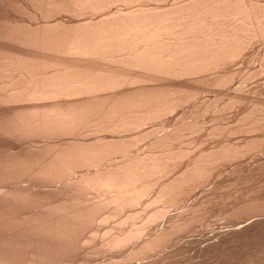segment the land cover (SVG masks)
I'll return each instance as SVG.
<instances>
[{
    "label": "bare ground",
    "instance_id": "1",
    "mask_svg": "<svg viewBox=\"0 0 264 264\" xmlns=\"http://www.w3.org/2000/svg\"><path fill=\"white\" fill-rule=\"evenodd\" d=\"M16 2L41 22H7V15L0 22V264H68L85 248L104 257L89 264H172L191 249V241L176 240L197 232L202 218L188 214L194 204L185 197L208 186L218 166L258 149L248 138L192 156L182 144L199 133H251L264 123V102L250 99L241 125L220 124L245 100L242 84L229 87L238 74L229 68L255 59L246 52L264 41V0ZM61 14L84 20H48ZM257 58L260 71L246 83L264 72V50ZM228 87L234 93L219 101ZM210 88L220 97L204 102ZM209 110L219 123L207 128L201 117ZM253 197L225 212L248 219L222 234H199L206 238H198L201 258L263 232L264 214L257 213L264 197ZM114 253L124 257L115 261Z\"/></svg>",
    "mask_w": 264,
    "mask_h": 264
},
{
    "label": "rangeland",
    "instance_id": "2",
    "mask_svg": "<svg viewBox=\"0 0 264 264\" xmlns=\"http://www.w3.org/2000/svg\"><path fill=\"white\" fill-rule=\"evenodd\" d=\"M9 0H6V2H8ZM11 2H13L14 3V0H10ZM172 1H174V0H172ZM171 0H170V2L169 3H171L172 2ZM4 0H0V22H1V20H4L5 19V17H6V19H7V16H8V19L6 20L7 22L8 21H12V20H14V21H18V23H20V21H21V23H26V24H31V25H36L39 21L41 22V20H39V19H35V18H33V14H32V12H30V10H28V13H27V11L26 10H24L22 7H20V5H18L17 4V2H16V0H15V2H16V4H10V2L9 3H6ZM7 4V5H6ZM8 4H10V5H8ZM32 15H31V14ZM7 15V16H6ZM31 15V16H30ZM3 16H4V18H3ZM66 16V17H65ZM68 15H56L55 17L53 16V17H50V19H48L49 21H51L52 23H54V21L55 20H57L58 21V19L59 20H62V21H65V22H80V21H83L84 19H81V18H74V17H72V16H68ZM9 17L11 18V17H13L12 19H9ZM54 18H55V20H54ZM83 18V17H82ZM67 19V20H66ZM78 19V20H77ZM4 20V21H5ZM39 20V21H38ZM39 22V23H40ZM50 22V23H51ZM56 22V21H55ZM2 23H4L3 21H2ZM260 42H261V44H260ZM263 43V44H262ZM258 44V45H257ZM2 45V44H1ZM0 45V46H1ZM3 45L5 46V47H8V48H12V49H16V48H18L16 45H14V44H11V43H3ZM254 45V46H253ZM263 46H264V41L262 40H260V41H256L255 43H253L252 45H251V47L247 50L248 52H246V53H249V55L251 54V56H252V53H253V57H254V55L255 54H257V55H259V53H261V51H263L264 50V48H263ZM261 47V48H260ZM258 49V50H257ZM246 53H245V56H246ZM249 55H247V59H248V56ZM257 55H255L256 57H257ZM256 57H254L255 59H256ZM244 58V59H243ZM243 58H241L242 59V61H241V59L238 61H236V62H234L235 63V65L234 66H229L230 68V70H231V72L232 73H234V72H236V71H238V72H236V74H237V77L236 76H233V77H236L235 79H233V81H231V83L233 82L234 83V85L233 84H231V85H229V87L230 86H232V87H240L239 85H241L242 84V86L244 87V86H246V87H244L246 90H243V87L241 88V90L240 89H237L239 92L241 91H243V93H244V91H245V93H244V97L248 94V96L251 94L252 96H254L253 95V93L255 92V93H257L258 95H259V97L257 96V97H255L257 94H255V96L254 97H249V98H247V97H243V93H241V95H242V97H243V99H245V100H243L242 102H239L234 108H232V109H230V110H228V111H226L225 112V114H224V116H223V118L220 120V124L222 125H229L230 124V126L229 127H237V126H239V125H241L242 124V122H241V119L244 117V115L247 113V111L248 110H250V106H251V101H255V100H257V101H262V102H264V72L260 75V74H258V76H256L255 78L253 77V79L251 80V81H248L247 80V82L248 83H246V81H244V78L246 77V75L247 74H250V73H252V72H257V71H260L259 69H260V67H261V62L260 61H258V58L256 59V61H255V59L251 62V63H249L248 62V60L246 61L245 60V58L246 57H243ZM244 60L246 61V62H244ZM233 63V64H234ZM257 63V64H256ZM232 64V65H233ZM236 64H238V65H236ZM242 64V65H241ZM255 64V65H254ZM233 67H235V69L236 70H234V72H233ZM238 69H237V68ZM256 68V69H255ZM258 69V70H257ZM251 72H250V71ZM243 72V73H242ZM246 72V73H245ZM244 74H245V76H244ZM263 75V76H262ZM244 76V77H243ZM242 77V78H241ZM261 78V79H260ZM254 80V81H253ZM243 81H244V83H243ZM239 82V83H238ZM242 82V83H241ZM246 83V84H245ZM239 84V85H238ZM255 86H254V85ZM227 88V89H225L226 91H228L230 88ZM248 88H250V89H248ZM212 89V90H211ZM214 88H210V89H208V90H206V91H209L210 90V92H206V94H202L201 96H200V98L202 97H204V99H205V101L204 102H206L207 100L208 101H214L215 99V95H218L219 94V91H217V89H215V90H213ZM236 89V88H235ZM235 89H233V88H231V91L233 92ZM256 89V90H255ZM225 90H223L222 92L225 94ZM260 90V91H259ZM231 91H228V92H226V95H221V98L219 99V95L216 97L217 99H219V101L220 100H222V96H228L227 94H229V92H231ZM248 91H249V93H248ZM218 92V93H217ZM212 93V94H211ZM217 93V94H216ZM234 93V92H233ZM261 93V94H260ZM206 95V96H205ZM212 95V96H211ZM230 95H232V94H230ZM213 97V98H212ZM225 97V98H226ZM228 97H230V96H228ZM263 97V98H262ZM201 98V99H202ZM208 98V99H207ZM252 98H255L254 100H252ZM229 99V98H228ZM246 99L248 100V101H246ZM250 99H251V101H250ZM224 100V102H227L228 100L227 99H223ZM202 101V100H201ZM250 101V102H249ZM221 102H223V101H221ZM249 102V103H248ZM243 103V104H242ZM251 103V104H250ZM250 105V106H249ZM238 108V109H237ZM243 108V109H242ZM234 110V111H233ZM232 111V112H231ZM213 112V113H212ZM215 112H214V110L212 111H208V113L205 115H203L202 117H201V121H203V122H205V126L207 127V128H209V127H211L212 125L214 126L215 124H217V122L219 123V120L217 121V122H214L213 121V119L212 118H215L216 116H214L215 114H214ZM209 114V115H208ZM217 115V114H216ZM227 115V116H226ZM234 115H236V116H234ZM207 116V117H206ZM214 116V117H213ZM238 116V117H237ZM209 117V118H208ZM226 117V118H225ZM205 119V120H204ZM207 119V120H206ZM238 119H240V120H238ZM210 120V121H209ZM207 121V122H206ZM212 121V122H211ZM231 122V123H230ZM234 122V123H233ZM241 122V123H240ZM238 123V124H237ZM240 123V124H239ZM244 124H246V122H243ZM264 124V123H263ZM259 125L258 127L259 128H257V131L255 130L254 132H251V133H248V132H246L245 130H241V131H239V132H237V133H234V134H221L223 137H221V135L219 136V138H217V137H214V138H208V137H206L205 136V134L204 133H199V135L198 134H196V135H194L195 137H193V136H191L190 138H187V139H185V143L187 144V145H185V143H183L182 145L184 146V147H190V152L192 151V154H190V155H192V156H194L196 153H198V151H201V150H203V149H213V148H216V147H218V144L220 143V145H222L223 143L222 142H224V144L225 143H227V142H229V143H231V144H239V143H243L244 141H246V139H248L249 138V141H253V142H251V144L252 145H254L256 148H258V149H256V152L255 153H253V154H251V155H248V156H245V158L246 159H244V157L243 158H240V159H237V160H233V161H229V162H226V163H223L222 165H220V166H218L216 169H214L213 171V173H212V181H210V182H208V186L205 184V185H203L202 187H200L198 190L196 189L195 191H193V193H191V194H189L187 197H185V199H186V201L188 200V202H189V205L190 204H194L193 206H191L190 207V210L191 211H189L188 212V214L190 213V215H194V213H195V215L196 214H198V216H201L202 215V218H200V222H199V220L197 221V223H195L194 225H196V226H194L196 229H198V231L197 232H189V233H186L184 236L185 237H183V238H181V239H177L176 241L177 242H175V245H176V243H178V245L180 244V243H182L183 241H185V240H188V241H191L192 243H194L193 242V240H192V238L193 239H195L196 238V236H197V238L196 239H198L199 237H204V236H199V234H202V235H204L205 233V236H206V238H207V235H208V237H209V235L210 236H212L214 233L213 232H215L216 234H222L221 233V231L223 232H225L226 231V229L228 230V229H230L231 227H229V225L230 226H233V224L234 223H238L239 221L241 222V221H245L246 219H248V217H250L251 216V214L250 215H247L246 217L244 216V215H246V213L245 212H241V214H244L243 215V217H244V219H243V217H241V216H236V217H230L231 215H228L229 213L227 212V214L225 213L226 212V209L228 208V209H230V207L232 206V207H234V206H236V204H238V205H240L242 202H244V201H246L247 199H251V196L254 198V199H257V198H255V197H258V199H260L261 197H264V172L262 171V169H264V162H263V160H264V139H262V138H264V125ZM263 128H262V127ZM261 127V128H260ZM245 132V133H244ZM259 132V133H258ZM253 133V134H252ZM255 133V134H254ZM239 134V135H238ZM204 135V136H203ZM253 135V136H252ZM240 136V137H239ZM249 136V137H248ZM229 139H227V138ZM197 140H196V139ZM216 138V139H215ZM223 138V139H222ZM245 140H244V139ZM189 139V140H188ZM205 139H206V142H205ZM226 139V140H225ZM251 139V140H250ZM150 140V139H149ZM202 140V141H201ZM193 141V142H192ZM200 141H201V143H200ZM217 141V142H216ZM219 141V142H218ZM231 141V142H230ZM235 141H236V143H235ZM243 141V142H242ZM259 141V142H258ZM199 142V143H198ZM204 142H205V144H204ZM234 142V143H233ZM222 143V144H221ZM189 144V145H188ZM199 144V145H198ZM261 144V145H260ZM192 146V147H191ZM195 146V147H194ZM214 146V147H213ZM202 147V148H201ZM212 147V148H211ZM196 149V150H195ZM199 149V150H198ZM261 151H260V150ZM192 156H190V158L192 157ZM261 158H260V157ZM252 159V160H251ZM256 159V160H255ZM247 160V161H246ZM186 161H187V159H185V161H182V164H181V166H179V168H178V170L177 171H179V170H181V168H182V166L186 163ZM245 163H244V162ZM232 162V163H231ZM239 162H240V164H239ZM261 162V163H260ZM230 163V164H229ZM254 163V164H253ZM239 164V165H238ZM249 164V165H248ZM259 164L260 165H263V168L261 169V171H257V172H254L255 173V175H254V173H253V175H251V173H249V174H247L248 173V171H250V170H255L258 166H259ZM222 166V167H221ZM233 166V167H232ZM244 166V167H243ZM247 168H246V167ZM253 166H254V168H253ZM249 167V168H248ZM233 168H234V170H233ZM241 168V169H240ZM221 171H220V170ZM250 169V170H249ZM223 170V171H222ZM231 170V171H230ZM235 171V172H234ZM239 171V172H238ZM245 171V172H244ZM220 172H221V174H220ZM224 172V173H223ZM231 174H230V173ZM244 173V174H243ZM246 173V174H245ZM230 175V176H229ZM236 175V176H235ZM235 176V177H234ZM251 176V177H250ZM254 176V177H253ZM230 178V179H229ZM233 178V179H232ZM255 178V179H254ZM257 178V179H256ZM225 179V180H224ZM237 179V180H236ZM252 179V180H251ZM229 180H231V181H229ZM254 180V181H253ZM257 180V181H256ZM234 181V182H233ZM235 181H237L236 183H235ZM229 182V183H228ZM252 182V183H251ZM257 182V183H256ZM210 183V184H209ZM212 183V184H211ZM215 183V184H214ZM220 184V185H219ZM205 186H206V188H205ZM235 186V187H234ZM247 187H248V189H247ZM261 188V189H260ZM203 190V191H205V193L203 194L202 192L203 191H201V190ZM210 189V190H209ZM244 189H245V191H244ZM256 189V190H255ZM207 190H208V192H207ZM251 190V191H250ZM196 191H197V193H196ZM250 191V192H249ZM261 191V192H260ZM211 192V193H210ZM218 194H217V193ZM223 192V193H222ZM229 192V193H228ZM246 192V193H245ZM207 193H208V195H207ZM210 193V194H209ZM258 193H259V195H258ZM197 194V195H196ZM203 195V196H202ZM235 195V196H234ZM204 196L207 198H205L206 200H204ZM209 196H211V197H209ZM219 196H222V198L221 197H219ZM230 196V197H229ZM237 196V197H236ZM239 196V197H238ZM250 196V197H249ZM261 196V197H260ZM191 197V198H190ZM213 197V198H212ZM219 197V198H218ZM245 197V198H244ZM200 198V199H199ZM203 198V199H202ZM225 198V199H224ZM243 198V199H242ZM252 198V199H253ZM216 199V200H215ZM222 199V200H221ZM233 199V200H232ZM261 199H263V198H261ZM196 200H198V201H196ZM202 200V201H201ZM242 200V201H241ZM227 201V202H226ZM188 202H187V204H188ZM213 202V203H212ZM230 202H231V204H230ZM233 202H235V203H233ZM247 202V201H246ZM207 205H205V204ZM226 203V204H225ZM262 203V202H261ZM229 204V205H228ZM234 204V205H233ZM196 205H198V207L196 206ZM212 205V206H211ZM242 205V204H241ZM203 206V207H202ZM206 206V207H205ZM181 207V206H180ZM194 207V211H196V212H194V211H192V208ZM223 207H225V208H223ZM231 207V208H232ZM200 210H199V209ZM219 208V209H218ZM177 208H175V210H176ZM203 209L206 211V212H204L203 211ZM217 209V210H216ZM225 211H224V210ZM178 210H181V209H178ZM198 210V211H197ZM202 210V211H201ZM221 210L223 211V212H221ZM177 211V210H176ZM175 211V212H176ZM217 211H218V213H217ZM198 212V213H197ZM213 212V213H212ZM264 212V211H263ZM263 212H259V213H257V214H261V215H263L264 213ZM203 213V214H202ZM212 213V214H211ZM223 213H224V215H223ZM201 214V215H200ZM220 216H219V215ZM195 215H194V217H195ZM204 215V216H203ZM210 215H212V216H210ZM215 215V216H214ZM217 216V217H216ZM196 217H197V215H196ZM226 217V218H225ZM213 218V219H212ZM227 219V220H226ZM241 219V220H240ZM168 219L166 218L165 220H163V221H161L160 223H159V225H161V223H162V225L167 221ZM202 220H203V222H202ZM216 220V221H215ZM226 220V221H225ZM236 220H239V221H236ZM210 221V222H209ZM214 221V222H213ZM232 221V222H231ZM234 221V222H233ZM209 222V223H208ZM228 222V223H227ZM218 223V224H217ZM225 223V224H224ZM227 223V224H226ZM211 226H210V225ZM224 224V225H223ZM161 225V226H162ZM203 225V226H202ZM204 225H206V226H204ZM208 225V226H207ZM201 226V227H200ZM218 226V227H217ZM202 227L204 228V230L202 229ZM205 227H207V228H205ZM211 227V228H210ZM156 228V227H155ZM217 228V229H216ZM202 229V230H201ZM211 229V230H210ZM216 229V230H215ZM205 231H207V232H205ZM205 232V233H204ZM192 233V234H191ZM208 233H210V234H208ZM213 233V234H212ZM216 236H218V235H216ZM188 237V238H187ZM258 237V238H257ZM205 238V237H204ZM203 238V239H204ZM205 238V239H206ZM183 239V240H182ZM204 239V240H205ZM254 239V238H253ZM251 240V241H248L247 240V242H238L239 243V245H240V247H239V245L236 243H234L233 244V246H231L230 248L229 247H227L226 249H227V251H226V249H224V253H218V254H212V255H210V256H212V257H210V256H208V257H202L201 258V256L196 252V251H198L197 249L202 245H205V244H198V243H200L201 241H202V239H201V241L199 242V239L196 241V240H194L195 242H197L196 244H198V246H197V248H195L196 246L193 244V245H191L192 243L191 242H188L189 244H187V246L189 247V248H191V249H187L186 251H184V252H181L180 254H176L175 255V257L173 258V262H172V264H213V263H215V264H264V230H263V232H260L259 233V235H257L256 237H255V239L254 240ZM203 240V241H204ZM262 240V241H261ZM253 241V242H252ZM180 242V243H179ZM255 242V243H254ZM191 243V244H190ZM248 243V244H247ZM177 245V246H178ZM200 245V246H199ZM177 246H175V247H177ZM263 246V247H262ZM244 247H245V249H244ZM253 247V248H252ZM262 247V248H261ZM235 248V249H234ZM238 248V249H237ZM88 249V248H87ZM194 249H196V250H194ZM253 251H252V250ZM193 250L195 251V252H193ZM82 251V250H81ZM85 251H87L90 255H92V257L89 255H87V252H86V254H84L85 252H84V249H83V255L81 256V252L80 251H78L79 253H80V255H77L78 257H76V255L74 254L73 256H71L72 258H74V257H76V260H75V258L74 259H69L70 260V262H68V264H70L71 263V261L72 260H75L74 262L72 261V263L71 264H82V262H83V264H89L88 262L90 261L91 263L93 262V261H96V262H98V261H100L101 259H103L104 260V257L101 255H99V256H97L96 254H92L91 252H89L88 250H86V248H85ZM229 252H231V253H229ZM78 253V254H79ZM197 253V254H196ZM236 253V254H235ZM77 254V253H76ZM111 254V253H110ZM115 254V253H114ZM114 254H113V259L115 260V261H118L119 259L121 260L123 257H124V255H123V257L121 256V257H119V256H117L118 254H115V256H114ZM245 254V255H244ZM106 255V256H105ZM108 255H109V253H108ZM107 255V253L105 254L104 253V256L106 257L105 259H107L109 256ZM178 255V256H177ZM199 255V256H198ZM232 257H231V256ZM235 255H236V257H235ZM79 256H80V258H79ZM86 256H87V258H86ZM94 256H96V257H94ZM177 256V257H176ZM190 256V257H189ZM193 256V257H192ZM230 258H229V257ZM70 257V258H71ZM82 257V258H81ZM97 257H100V259L99 258H97ZM101 257H103V258H101ZM111 257H112V254H111ZM116 259H115V258ZM117 257L119 258V259H117ZM223 257V258H222ZM244 257V258H243ZM247 257V258H246ZM95 258H97V259H95ZM176 258V259H175ZM212 258V259H211ZM222 258V259H221ZM229 258V259H228ZM232 258V259H231ZM255 258H257V259H255ZM262 258V259H261ZM189 259V260H188ZM214 259V260H213ZM226 259V260H225ZM206 260H208V261H206ZM76 261H78V262H76ZM87 261V262H86ZM228 261V262H227ZM198 262V263H197ZM200 262V263H199ZM205 262V263H204ZM94 263V262H93ZM64 264H67V261L64 263Z\"/></svg>",
    "mask_w": 264,
    "mask_h": 264
}]
</instances>
